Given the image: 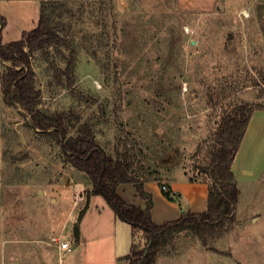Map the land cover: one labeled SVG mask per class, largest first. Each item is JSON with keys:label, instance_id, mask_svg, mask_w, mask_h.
I'll return each instance as SVG.
<instances>
[{"label": "rangeland", "instance_id": "1", "mask_svg": "<svg viewBox=\"0 0 264 264\" xmlns=\"http://www.w3.org/2000/svg\"><path fill=\"white\" fill-rule=\"evenodd\" d=\"M22 1L18 5L31 7ZM50 1L59 32L70 36L73 62L64 90L55 86L40 54L33 56L40 107L72 113L75 126L93 123L103 149L135 155L133 174L155 180L159 192L171 180L207 182L195 168V154L211 143L222 114L236 103L264 104V0ZM2 37L10 42L20 34L9 24ZM3 97L0 84V264H60L62 255L72 257V264H109L112 244L121 257L122 250L128 255L130 226L117 217L113 225L109 206L97 226L92 210L85 220V235L100 241L74 251V217L86 205L91 182ZM254 112L236 167L254 160L252 167L264 170V107ZM234 175L240 192L235 218L263 215L259 176L243 180L236 168ZM94 199L105 203L101 196ZM243 228L178 233L155 264H199L206 246L224 254L230 246L236 259L244 254L240 261L254 264L264 243L239 242ZM57 238L72 252L58 251ZM142 242L138 236L136 245ZM221 263L227 264L225 258Z\"/></svg>", "mask_w": 264, "mask_h": 264}, {"label": "trees", "instance_id": "2", "mask_svg": "<svg viewBox=\"0 0 264 264\" xmlns=\"http://www.w3.org/2000/svg\"><path fill=\"white\" fill-rule=\"evenodd\" d=\"M55 12L54 3L50 0L42 2L35 27L22 32L18 40L6 43L2 40L5 19L0 14L3 98L7 105L19 109L30 128L59 146L65 162L89 178L91 189L87 193V202L91 196H101L115 216L130 226L132 244L130 253L124 257L127 264H155L160 250L183 231L202 235L228 230L234 224L239 195L232 164L253 112L263 108L264 104L241 102L232 105L220 117L211 143L197 149L195 168L206 176L207 182H203L208 185L206 210L186 212L177 219L155 224L151 219L152 197L143 188V183L148 180L135 176L132 171L135 155L127 150L117 152L115 156L107 153L96 139L93 123L85 121L75 126L72 113L56 115L40 107L41 91L32 68L33 56L40 54L53 74L55 86L64 90L68 88L73 62L70 36L59 32ZM121 184L133 186L135 196L144 202V208L127 202L118 194L117 187ZM162 194L169 201L180 197L169 189ZM87 202L73 225L75 242ZM138 236L143 237V242L136 245ZM149 241L151 244L147 247Z\"/></svg>", "mask_w": 264, "mask_h": 264}, {"label": "crops", "instance_id": "3", "mask_svg": "<svg viewBox=\"0 0 264 264\" xmlns=\"http://www.w3.org/2000/svg\"><path fill=\"white\" fill-rule=\"evenodd\" d=\"M44 1L45 0H29V2L31 3V7H28V6L18 5L19 3L23 2L22 0H0V14L5 19V26L3 30L7 28L9 24H12L15 30L17 31V33H19L21 36L22 32L28 31L33 27H35L39 17L40 4ZM3 30H2V34H3ZM255 117L256 116L254 112L249 120L245 133H247ZM243 140H244V136L242 138L238 152L233 161L232 172L234 174L236 168L238 171V175L243 180L246 181L252 180V182L254 181L255 177L259 176V179L261 180L262 183L261 185H263L264 170H258L259 166H257L255 169L254 167H252L254 163L253 158L250 157L253 160L252 165L250 164V166H245L241 164L242 166L240 165V167H236V163L239 159L238 153L240 151V148H242ZM248 157L249 156L243 158V160L247 159ZM156 184L157 183L154 181L152 182L146 181L143 183L144 190L147 193H149L152 197L153 206L151 209V219L155 224H162L164 222L177 219L186 212H191V213L203 212L207 208V194H208L207 183L204 182L191 183V182H185L179 180L178 181L171 180L170 184L167 183V189H169L173 193L180 195L178 201H180L181 205L175 204L167 200L163 196L162 191L159 192L157 190ZM117 192L127 202L135 206H138L140 208H144V202L141 199L136 198L135 190L131 184L119 185L117 187ZM96 197L97 196H91L88 199L86 210L79 223V236H78V241L75 242L76 247H74V251L76 249H79L80 247L87 246L88 242L95 241L94 244H97L98 241H100L99 240L100 238L98 236H92V238H90L89 235L91 234L85 235L84 233L85 220L88 217V215L91 213V210L92 213L95 214L96 216V219H93L94 215L90 217L91 222H93L95 226L99 224V220L97 217L101 213H104V211L106 212L110 211V209L107 207L108 205L106 204V202L104 203V201H96L94 199ZM239 197H240V192L238 195L237 203H239ZM109 214L112 216L111 217L112 224L115 225L117 222L116 221L117 218L114 212ZM75 220H76V216L74 217V222ZM234 224H238V225L241 224L244 227L241 231L242 234H240L239 236L238 239L239 242H245L246 244L249 243L250 245L253 243L254 247L256 246L258 247L259 244H261L262 246V244L264 243V214L261 215L257 213L256 214L249 213L246 214V216L244 217L242 216L239 217L238 219L235 218V214H234ZM252 228L254 229L253 232H252ZM125 230H126L125 227L122 226V232H125ZM113 237L115 236L113 235ZM228 251H229L228 254H224L222 251L219 252V250L211 249L210 247L206 246L205 248H202L199 251V259L202 257V260L199 261V264H220L221 262H223L224 258L227 264H247L242 260L240 261V258L243 257L244 254H242L240 258L236 259L233 255V251L230 246H228ZM64 253L66 252L63 251V254ZM122 253L124 254L121 257V255L118 254L117 252L116 246L112 244V251L110 253V257L108 258L109 264H118L119 262H123V264H127V261L124 259L127 252L122 250ZM63 256L64 255H62L60 258V264H72L71 262L72 257L64 258ZM253 257L255 259L256 256ZM190 261H194L193 255H190ZM254 264H264V250L263 251L260 250V256L257 257Z\"/></svg>", "mask_w": 264, "mask_h": 264}, {"label": "built area", "instance_id": "4", "mask_svg": "<svg viewBox=\"0 0 264 264\" xmlns=\"http://www.w3.org/2000/svg\"><path fill=\"white\" fill-rule=\"evenodd\" d=\"M162 190H166V187L163 186ZM55 241L57 242L56 246H57V249L59 251H64V252H68V253L71 252L72 249H71L70 244L68 242L61 241L60 238L55 239Z\"/></svg>", "mask_w": 264, "mask_h": 264}, {"label": "water", "instance_id": "5", "mask_svg": "<svg viewBox=\"0 0 264 264\" xmlns=\"http://www.w3.org/2000/svg\"><path fill=\"white\" fill-rule=\"evenodd\" d=\"M150 244H151V241H149V243H148L147 247H149V246H150ZM146 252H147V251H145V253H144V256L146 255Z\"/></svg>", "mask_w": 264, "mask_h": 264}]
</instances>
